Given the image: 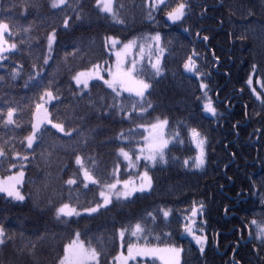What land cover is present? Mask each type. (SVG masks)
Returning <instances> with one entry per match:
<instances>
[{"label": "trees", "instance_id": "trees-1", "mask_svg": "<svg viewBox=\"0 0 264 264\" xmlns=\"http://www.w3.org/2000/svg\"><path fill=\"white\" fill-rule=\"evenodd\" d=\"M21 2L22 0H0V15L4 14V8ZM31 2L37 7L28 8L24 14L21 8H15L13 14L21 23L33 22V51L31 54H15L14 59L24 65L21 70L23 74L16 81L0 82V108L5 107V101L27 105L34 98L35 90L24 88V81L28 79L35 62L45 69L42 76L44 82L47 83L54 77L56 86L62 92V99L53 101L47 107L54 115L58 114L64 119L70 128H76L77 132L72 137H64L45 125L54 136L36 147L35 158L29 164L28 183L23 188L29 199L23 204L6 203L0 196V223L17 231L16 243L9 242L7 247L0 248V264H32L31 257L18 252L21 246L20 231L37 244L35 252L40 264H54L56 256L62 253L63 243L76 231L83 233L85 239L101 236L108 238L120 225L134 224L142 218L149 219L146 216L149 211L157 216L155 222L149 220L147 225L152 231V237L160 236L159 242L162 244L168 239L164 233L172 232V239L178 244L184 245L186 249H193L194 254L185 255L188 264H205L195 249V244L179 235L183 212L191 207L193 201H203L207 205L205 234L211 242L207 264H231L232 249L237 247L238 241V258L242 260V264H259L256 253L252 251L253 242L248 239L249 229L244 224L253 217L259 218L264 212L258 196L249 194L253 180L258 181L264 176V136L255 131L257 128H264V112H261L259 101L252 95L245 81L251 74L253 63L264 65V0H190L193 7L185 26L191 28V35L183 32L182 28L166 27L162 13L156 14L159 24H149L141 16L142 0H119L126 6L124 15L127 25H115L98 19L92 7L94 0H80L86 19L68 30L61 25L64 13L57 11L53 15L47 6L48 0ZM68 14L72 15L71 10H68ZM89 16L91 20L87 19ZM54 27L59 30L58 43L54 46L53 59L45 66L36 57L46 52L45 35ZM155 30L163 34L168 52L166 75L156 84L150 97L155 104L151 116L140 118L134 115L130 122L115 113L111 116L101 115L103 105L99 97L107 89L97 81L91 82L95 87L90 96L85 94L83 99L73 96L75 84L71 75L75 71L84 70L89 62H96L101 58L111 60L102 47L106 34L127 41L133 36ZM198 30L202 35L210 37L207 44L196 39L195 33ZM242 36L246 39H240ZM36 38H39V44H36ZM193 46L200 53L198 62L201 69L206 73L212 72L209 78V95L218 112L224 114L219 120H214L200 110L199 102L193 95H200L198 82L194 77L183 73L182 60L191 53ZM76 49L80 51L73 56ZM213 52L219 57V64L215 63ZM65 53L68 54L66 61ZM12 66L14 65L9 61L0 62V75H6L4 69ZM259 76L257 72L254 80ZM253 85L260 93L261 85L259 88L258 84ZM89 100L94 101L91 107ZM257 112H261V115H256ZM157 115L167 116L171 121L169 135L179 128L180 139H184L185 143L181 145L174 141L168 153L169 165L151 169L155 187L150 194H137V198L127 202L126 206L110 207L98 215L89 217L82 214L78 218H72L67 225L58 223L50 210L41 211L34 206V201H40L41 207H44L48 197H54L57 202L61 198L65 201L69 199L68 186L63 181L67 180L75 168L72 149L82 152L85 157H95L98 170L107 177L117 162V147H131L135 150L141 143L143 133L142 129L136 128V124L141 119L150 121ZM22 116L24 127L16 130L17 136L10 140V146L14 145L17 150L25 151L20 139L30 131L27 121L31 117L27 108ZM234 124H238V127L233 128ZM186 125L199 127L208 136V163L203 171H190L182 167L184 159L195 155V148L187 141ZM129 128L135 129L131 146L115 139L121 131L127 134ZM4 135V131L0 130V136ZM42 151L45 152L43 157ZM172 157L179 159L173 161ZM119 163L123 168L120 159ZM64 165L68 167L65 168ZM7 166L6 161L0 164V175L5 174ZM250 177L253 179H249ZM45 184L48 185L47 189L44 188ZM90 187L93 191L76 188L72 193V202L76 203L77 194L80 205H87L94 193L98 199V191L94 186ZM62 188L64 190L61 192ZM237 193L244 195L237 196ZM159 208L172 210L169 221L164 220L158 212ZM225 208L228 209L227 213ZM38 237L43 238L37 239ZM152 242L157 243L155 239ZM110 247L115 250L116 246L110 244Z\"/></svg>", "mask_w": 264, "mask_h": 264}, {"label": "snow or ice", "instance_id": "snow-or-ice-1", "mask_svg": "<svg viewBox=\"0 0 264 264\" xmlns=\"http://www.w3.org/2000/svg\"><path fill=\"white\" fill-rule=\"evenodd\" d=\"M47 6L53 15L57 11L64 13L61 25L65 30L74 28L76 23H83L86 19L80 0H75V2L73 0H48ZM36 7L37 5L31 0H22L21 3L4 8V14L0 15V62L9 61L11 65H14L4 69L6 75H0V82L6 83L9 80L16 81L21 78L23 74L21 70L24 65L14 59V56L17 53L31 54L33 51V22L21 23L20 19L13 14V10L21 8L22 14H24L28 8ZM92 7L95 9L98 19L110 21L115 25H127L128 21L124 15L126 6L119 0H94ZM192 7L190 0H142L140 11L142 18L149 24H159L160 21L157 20L156 14L162 13L166 27L182 28L183 32L191 35L192 30L185 26V23L192 12ZM68 10H71L72 15L68 14ZM204 11L206 12L207 9ZM87 19L91 20V16ZM262 31H264V25H262ZM58 33L59 30L55 27L46 33V52L36 57V60H42L45 66L53 59L54 46L58 43ZM195 36L197 40L205 44L210 40L208 35H202L199 30L196 31ZM240 39L243 40L246 37L242 36ZM35 42L39 44V38H36ZM102 47L109 57H115L114 63L101 58L96 62H89V66L84 70L75 71L71 75V80L75 84V89L72 90L73 96H79L81 99L85 94L90 96L92 88L95 87L91 82L97 81L104 89H107V92L99 97L103 105L100 109L101 115L111 116L115 113L121 119L130 122L134 115L140 118L151 116L152 111L155 110V104L150 97L156 84L166 75L165 62L168 49L165 46L163 34L159 30L149 31L133 36L127 41L115 35L106 34ZM79 51L80 49H76L72 55L75 56ZM67 55L65 53V61ZM129 57H131L130 60ZM199 57V51L193 46L191 53L182 60L183 73L194 77L198 82L200 95L195 93L193 95L199 102L200 110L214 120H219L224 114L218 112L215 102L209 95L211 88L209 78L212 76V72L206 73L201 69L198 62ZM213 59L216 64H219L220 60L215 52H213ZM145 61H147L146 64ZM31 67L32 72L24 81V88L35 90L34 98L27 105L5 101V107L0 108V130L5 133L4 136H0V141H2L0 143V164L6 161L8 165L5 174L0 175V196L6 203L23 204L29 199L23 191L28 183L27 170L32 159L35 158L36 147L54 136L50 129H54L55 133L64 137H72L77 132L76 128H70L64 119H61L58 114L54 115L47 107L53 101L62 99V92L56 86L54 77L45 83L42 78L44 67L35 62ZM257 72L260 76L254 80ZM245 82L252 89V95L259 101L261 112H264V65L253 63L251 74L247 76ZM254 83L261 85L259 94L253 87ZM93 103L94 101L89 100L90 107ZM25 108L31 117L27 121L30 124V131L20 139V143L25 148V151H20L14 145L10 146V140L16 138L17 129L24 127L22 113ZM261 112H257L256 115H261ZM245 115H247L246 112ZM170 124L171 121L167 116L157 115L147 122L141 119V122L136 124V128L143 130L142 143L135 150H132L131 147L118 146L117 162L107 177L98 170L95 157H85L82 152L72 149L75 168L72 169L67 180L63 181L68 186L69 199L65 201L61 198L57 202L54 197H48L44 207H41L40 201H34V206L40 208L41 211L50 210L58 223L67 225L72 218L80 217L82 211L91 217L100 214L102 210H109L110 207L126 206L127 202L137 198V194H150L155 187V178L151 169L169 165L168 153L170 145L174 141L181 145L185 143L184 139H180L179 128L169 135ZM45 125L50 126V129ZM186 127L187 141L194 146L195 155L184 159L182 167L190 171H203L208 163V136L199 127L191 125H186ZM237 127L238 124L233 125V128ZM255 131L260 136H264V128H257ZM134 135L135 129L129 128L127 134L121 131L115 139L131 146ZM84 143L86 145L87 140ZM41 155L43 157L45 152L42 151ZM120 158L126 162L128 169L136 170L134 175L129 172L127 179H122L119 175L122 168L119 163ZM178 159V157H172L173 161ZM141 162H143V171H140ZM64 167L67 168L68 165H64ZM73 186L89 191H93L90 186H94L98 191L99 198L97 199L94 193L93 199L87 205H80L77 194L74 204L72 193L76 191V188ZM47 187L48 185L45 184L44 188L47 189ZM63 190L62 188L61 192ZM249 194L258 196L259 203L264 206V176H261L258 181L253 180ZM242 195L244 193H237V196ZM206 207L207 205L203 201H193L191 207L184 210L183 223L179 225V235L190 238L205 264H207V252L211 244L209 237L205 234ZM224 211L227 213L228 209L225 208ZM158 212L166 222L172 215V210L167 208H159ZM146 216L149 219L142 218L134 224L120 225L108 238L101 236L85 239L83 233L76 231L74 235L67 237V242L62 245V253L56 256L54 264H157V262L159 264H188L185 255L187 253L194 254L193 249L191 247L186 249L184 245L178 244L175 239H172V232L164 233L168 239L161 244L159 242L161 237H152V231L147 226L149 220L151 222L157 220L156 214L149 211ZM244 227L249 229L248 239L253 242L252 251L256 253L259 264H264V212L259 218L253 217L246 220ZM16 236L17 231L10 230L4 223H0V248L7 247L9 242L15 244ZM19 238L21 246L18 248V252L26 253L31 257L32 264H40L35 252L37 244L25 237L22 231L19 232ZM42 238L38 237L37 239ZM153 239L157 243H153ZM110 244L116 246L115 250L110 247ZM216 246L218 250V241ZM239 246L238 241L237 247L232 249L231 264H242V260L238 258L237 249Z\"/></svg>", "mask_w": 264, "mask_h": 264}, {"label": "rangeland", "instance_id": "rangeland-1", "mask_svg": "<svg viewBox=\"0 0 264 264\" xmlns=\"http://www.w3.org/2000/svg\"><path fill=\"white\" fill-rule=\"evenodd\" d=\"M129 60L131 59V57H129L128 58ZM114 61H115V57L114 56H111V60H110V62H112V63H114ZM147 62V61H146ZM259 84H258V88H259ZM253 87L256 89V87L253 85ZM251 91H252V89H251ZM256 91H257V93L259 94V91L256 89ZM205 114V113H204ZM205 115H207V114H205ZM46 126H48V125H46ZM143 131V130H142ZM141 143H142V140H141ZM139 146V144L136 146V147H138ZM194 147V146H193ZM120 160H121V162L123 163V165H124V167L123 168H121V172L119 173V175H120V177L122 178V179H127V178H129V172H132L133 173V175L135 174V169H128L127 168V166H126V162L125 161H123V159L122 158H120ZM144 169H143V162H141V166H140V171H143ZM121 173L123 174V175H121ZM81 211H82V209H81ZM82 214H84L83 213V211H82ZM199 217L197 218V220L199 221ZM182 222H183V216H182ZM183 237H186V236H183ZM186 238H188L189 240H190V238L189 237H186ZM159 263V262H158Z\"/></svg>", "mask_w": 264, "mask_h": 264}]
</instances>
